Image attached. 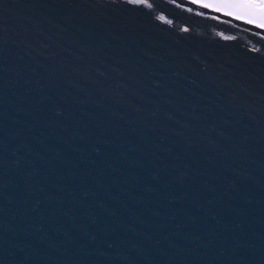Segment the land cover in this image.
Here are the masks:
<instances>
[{
	"label": "water",
	"instance_id": "obj_1",
	"mask_svg": "<svg viewBox=\"0 0 264 264\" xmlns=\"http://www.w3.org/2000/svg\"><path fill=\"white\" fill-rule=\"evenodd\" d=\"M261 25L259 0H0V264H264Z\"/></svg>",
	"mask_w": 264,
	"mask_h": 264
},
{
	"label": "snow or ice",
	"instance_id": "obj_2",
	"mask_svg": "<svg viewBox=\"0 0 264 264\" xmlns=\"http://www.w3.org/2000/svg\"><path fill=\"white\" fill-rule=\"evenodd\" d=\"M236 2H240L243 4H247L249 6H252L256 2V0H236ZM259 7H260L261 12L264 13V0H259ZM249 23H251V21H249ZM261 26H264V25H261Z\"/></svg>",
	"mask_w": 264,
	"mask_h": 264
}]
</instances>
